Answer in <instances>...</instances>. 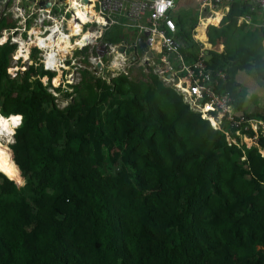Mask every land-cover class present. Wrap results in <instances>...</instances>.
Segmentation results:
<instances>
[{
  "label": "trees",
  "instance_id": "obj_1",
  "mask_svg": "<svg viewBox=\"0 0 264 264\" xmlns=\"http://www.w3.org/2000/svg\"><path fill=\"white\" fill-rule=\"evenodd\" d=\"M236 3L209 32L239 31L226 50L233 63L210 50L208 66L226 72L219 92L251 117L235 76L264 80V60L258 31L237 25L249 7ZM177 23L192 63L197 21ZM6 27L2 16L0 33ZM16 48L0 45V138L14 132L18 154L0 152V264H264V138L248 146L251 131L226 118L216 129L148 66L110 80L83 71L60 107L41 80L54 73L41 65L11 77ZM76 53L90 64L88 48Z\"/></svg>",
  "mask_w": 264,
  "mask_h": 264
},
{
  "label": "built area",
  "instance_id": "obj_2",
  "mask_svg": "<svg viewBox=\"0 0 264 264\" xmlns=\"http://www.w3.org/2000/svg\"><path fill=\"white\" fill-rule=\"evenodd\" d=\"M74 1H77V3L80 2L83 5H92L97 15L103 18V21L99 22L97 19L83 21L81 19L77 20L76 18L74 21L76 24L82 25V29L77 35H73L69 25L66 24L67 18L64 17V15H55L46 8H34L32 11L24 12V10L22 11L21 7L16 4L11 8V11L14 13L16 12L18 15H15V17L19 16L22 20H20L15 27L3 28L0 36L4 33H9L10 36L13 37V34L17 32L18 36L21 35L24 40V35L29 34L30 43L29 47L27 49L25 48V51H28L30 55L31 48H37V62L40 61L44 64L45 70L54 72V76L51 78V81H54L57 76H62L66 71L70 70L72 66H75L76 61L80 60L84 62L85 58L83 54L75 57L72 64L71 61H69L70 59H68L71 52H76L78 48H80L79 50H83L88 44H77L75 42V37L78 36L80 38L85 31H91L96 38H92L89 45H93L96 41L95 44L97 47L96 54L91 56L92 62L103 63L104 57H106L109 66L112 63H116V60H123V62H125L129 57H127L125 53L118 51L122 44L119 46L117 43L105 40L99 41V38H102L103 34L102 26L109 28V26L112 25V16L118 13L124 14L133 23L141 24L145 22L148 25L141 24V31L149 32L147 39L150 40V51L153 52L154 48L152 49L151 46L153 47L156 45L155 47L160 49L161 54L158 57H154V54H152L151 57L141 58L144 62L143 64L140 63L142 62L141 59L134 60L131 57V61L128 62L129 65L126 66L127 68L131 66H148L152 67L154 73L160 75L163 81L167 77H171L169 81L165 80V83L173 86L181 93L191 108L200 112L203 118L209 119L216 129L221 127L223 118H226L231 126L239 129L243 127L251 131L249 134H242L244 142L248 146L257 145L260 139L264 138V117H248L244 112L240 113L232 104L233 98L230 92H219V88L226 80L227 74L223 70L212 71L209 68L206 49L202 47L197 60L192 63H186L180 53L182 42L178 37L177 23L172 17V12L175 10L176 6L183 2L190 7H199L203 9L204 7H214L220 3L221 0H72V3L67 6H70V18L74 15ZM244 2L264 10V0H244ZM34 3L38 6L39 1L35 0ZM29 19L32 20L30 24L27 22ZM94 22L97 23V27L94 25ZM55 27L57 31L52 41L55 42L60 35H65L69 44L68 51H64V48L56 49L52 56L47 53V50L49 51L47 47H43L37 42H31V39H36L38 37L42 39L47 38L51 30L53 28L55 29ZM6 43L8 42L0 41V45ZM62 43L63 46H65L66 41L64 40ZM100 47H104L105 50H101ZM115 52H117V56L115 55L112 58L111 56ZM16 54L17 50L12 54L11 58L13 62L8 67V72L10 69L11 72H9V74L13 75V77V72L16 73V68H18L21 59V57L17 58ZM40 54L41 56H39ZM172 56H175V61ZM116 57L118 59H116ZM54 64H58V66L56 67ZM41 66L43 67V65ZM73 71L74 69H71V73ZM16 75L18 74H15V76ZM45 76L49 79L47 75ZM163 76H166V78ZM60 81L61 79L59 82ZM237 133L239 134L240 130H238ZM248 140L253 143L249 144L247 142Z\"/></svg>",
  "mask_w": 264,
  "mask_h": 264
},
{
  "label": "crops",
  "instance_id": "obj_3",
  "mask_svg": "<svg viewBox=\"0 0 264 264\" xmlns=\"http://www.w3.org/2000/svg\"><path fill=\"white\" fill-rule=\"evenodd\" d=\"M71 1L72 0H48V2H50V5L40 4L39 2L38 6H36L37 4L34 3L35 0H0V17L2 16L5 17L8 8L9 7L12 8L16 4H18L19 7H21L22 11L24 10V12L32 11V9L34 8H46L49 11L53 12L55 15H60V14L64 15V17L67 18L66 24L69 25L71 33L74 34L76 32L77 33L80 32V29L74 30L71 27L72 25V21L70 18L71 13L69 12L70 6L67 7L68 5H70V3H72ZM92 1H96V0H92ZM127 1H131V0H127ZM236 2L237 3L240 2L241 5V8L239 9L235 8L236 11H242L243 4H246L249 7L248 10L249 12L245 14L242 13L238 14L239 19L237 21V25L242 26L245 24L246 26H248L246 29L251 28L252 31L255 30L258 31L259 52L262 54L264 60V10L258 7H253L251 4L244 2V0H221L220 3H218L214 7H204L203 9H200L199 7H190L184 4L183 2H181L180 4H178V6H176L175 10L172 12V17L176 23H177V18H179L180 16L195 18V20L197 21V25L192 30V37L200 45L198 56L200 54L202 47L206 49L207 63L211 61L210 58L211 55L209 54L210 50L221 54L223 57H226L227 59L230 60L231 63H233L234 57H227L226 50L228 48L230 49L235 47L237 44L236 42L242 38L239 31L237 29L230 30L228 31L227 39L224 36H218L213 40H210L209 32L211 26L215 28H219L222 25L223 19L230 12L232 5ZM90 6L92 11H94V18L98 19L99 22L103 21V18L97 15V12L95 9H93V6L92 5ZM217 14L220 15V19L217 21H212L213 20L212 19L211 21L208 22L205 31L200 32V28L202 27L205 20H207L209 17H215V15L218 16ZM15 15L18 14L16 12L14 13L13 11H11L10 15H7L6 28L14 26L13 23H15V26H17L18 22L22 20L21 17L19 16L15 17ZM27 22L30 24L32 20L29 19ZM141 24L148 25L145 22ZM141 24L131 22L124 14H120V13L114 14L112 16V25H110L109 28L102 26L103 34H102V38L101 37L99 38V41L105 40L108 42L122 44V45H126L127 47H130L132 44L137 42V39L140 36H144L145 39H147V35L145 36V31L144 32L141 31V26H142ZM95 26L97 27V24H95ZM177 27H178V31H177L178 37L181 41V39L183 40V37L181 33L182 31L178 23H177ZM155 46L156 45H154L153 47L151 46L152 49L154 48L153 52L151 53L154 54L153 55L154 57H158L160 56L161 51L160 49H157ZM34 49L35 48H32L30 52V58L32 60V63H34L32 57ZM138 53L140 55V51ZM180 53L181 56L183 57L184 53L182 52V49ZM94 54H96V52ZM172 57H174V61H175V56ZM138 59H141V57H139ZM235 78L236 81L239 83V87H240L239 98L240 101L242 102L244 111L253 113L257 117H264V80L262 79L260 80L256 75L248 72L246 69H239L236 73Z\"/></svg>",
  "mask_w": 264,
  "mask_h": 264
},
{
  "label": "rangeland",
  "instance_id": "obj_4",
  "mask_svg": "<svg viewBox=\"0 0 264 264\" xmlns=\"http://www.w3.org/2000/svg\"><path fill=\"white\" fill-rule=\"evenodd\" d=\"M10 9H11V7H9L8 10L6 11L5 18H7V15H10L11 14ZM219 19H220V15L213 17V20L212 21H217ZM95 24H97V23L94 22V25ZM11 25H12V23H11ZM13 25L15 26V23H13ZM14 36H18L17 32H15L13 34V37ZM5 39H6V41H8V40L11 41V36L9 37L8 35H6L5 36ZM78 39L79 38H76L75 40H78ZM91 40H89V42ZM102 41H104V40H102ZM24 42H25L24 43L25 45H22V46L20 45L19 42H11V43L8 42L9 45L13 43V45H16L17 46V48H16V50H17V54H16L17 55V58L21 57L20 63L18 65V68H16V73L13 72L14 76H15V74H19V73H22L23 74V73L27 72L29 70L30 66L33 65V63H32V65L29 64L31 62V60L28 57V54H26V52H25V48L27 49L29 47V43H30V41H29V34L24 35ZM89 42H88L87 46H85L83 49L88 48L89 56L87 57V59H88V61H89L90 64H88L86 62H83V61H80V60L76 61L75 66H72L71 67V69H74V71L72 73H71V69L68 70V71H66V73L63 74L60 77V79H61L60 82H59V78H57L58 79L57 82H59V84H55V80L54 81L52 80L50 82V80L46 76H43L41 78V80L43 81V83L47 86V89L49 91H51L56 96V102H57V104L60 107L67 106L73 100V98L76 97L75 88L72 85H77V84H80L81 83V81L83 79V71H91L93 74L101 75V76H103L104 78H106L108 80H110L112 77H116V76L120 75L121 72H124L126 74L129 72V70H128V68L126 66L129 65L128 62L131 61L132 55H127V57H129V58L125 62H123V60L122 61L116 60V63H112L109 66H108V63L105 62V61H103V63H101V62H97V63L94 62L93 63L92 60H91V56L93 55L92 50H96V48H97L96 47V44H95L96 41L93 43V45H89ZM47 43H48L47 44L48 45V49H51V48L61 49L63 47L62 45H60V47H54L53 45H49V42H47ZM118 45L120 46V44H118ZM78 49H80V48H78ZM24 53H25V55H24ZM79 55L80 54H77L76 55L75 54V51L71 52L70 56L68 57V59H70L69 61H71V64L74 61V58L77 57V56H79ZM115 55L117 56V52L113 53L111 57L113 58ZM39 56H41V54ZM84 58H86V55H84ZM116 59H118V58L116 57ZM142 59H141V61H142ZM12 62H13V59L11 58L10 65L12 64ZM98 63H100V64H98ZM140 63L143 64L144 62L142 61ZM40 64L43 65V68L45 69L44 64H42L40 61L39 62H34V65L33 66H39ZM113 64H114V66H113ZM136 70L133 73V74H135L133 76L140 78L141 75ZM48 71H50V70H48ZM145 71H146V73L149 72V70L147 68H145ZM9 72H11L10 69H9ZM153 72H154V70H153ZM52 73H54V72L52 71ZM158 76L160 77V75H158ZM11 77H13V75H11ZM163 77L166 78V76H163ZM170 78L167 77L166 79H164V81L165 80H168L169 81ZM69 82L70 83H73V84H70ZM66 92L72 93L73 95L71 97L66 98L65 97V93ZM17 126H15V127H17ZM15 127H13V128H15ZM0 142H1L0 143V152H2L4 154V153H6V149L7 148H10V145L14 142L13 135H11V137L9 138V141L8 142H4V139H2V138H0ZM247 142L249 144H252L253 143L250 140H248ZM4 144H6V146H4ZM257 145H259V143H257ZM260 149H261L260 151L264 154V149H262V148H260ZM11 160H12V158H11ZM12 162H13V160H12Z\"/></svg>",
  "mask_w": 264,
  "mask_h": 264
},
{
  "label": "bare ground",
  "instance_id": "obj_5",
  "mask_svg": "<svg viewBox=\"0 0 264 264\" xmlns=\"http://www.w3.org/2000/svg\"><path fill=\"white\" fill-rule=\"evenodd\" d=\"M75 3H74V10H73V12H74V15H73V17L71 18V21H72V25H71V27H72V29H74V30H77V29H80V31H81V25L80 24H76V22L74 21V19H76L77 18V20L78 19H81V20H83V21H89V19H92V20H94L95 18H94V11H92V9H91V6H89V5H83L82 3H80V2H78L77 3V1H74ZM89 11H91V12H89ZM89 12V13H88ZM218 15V14H217ZM216 16V15H215ZM213 19V17H209L207 20H205V22L203 23V25H202V27L200 28V32L202 31H205V28L207 27V24H208V22L209 21H211ZM98 20V19H97ZM54 29V28H53ZM51 30V33L49 34V36L47 37V38H41V37H39V38H36V39H34V38H32L31 39V42H37L38 44H40V45H42L43 47H47L48 48V43L47 42H49V45H53L54 47H55V43H56V47H60V45H62L63 46V43H62V41H66V44H65V46H63L62 48H64L63 50L64 51H68V44H69V41L65 38V35H60V37L55 41V42H53L52 41V38L53 37H55V34H56V31H57V28L55 27V29L54 30ZM86 32V31H85ZM79 33V32H78ZM77 32L76 33H74L75 35H77L78 34ZM73 34V35H74ZM6 35H8L9 37H10V34L9 33H4L3 34V37H2V39L0 40L1 42H6V39H5V36ZM82 37H75V39L76 38H79L78 40H75V42L77 43V44H79V45H84V44H87L88 42H89V40H91L92 38H95V36L92 34V32L91 31H87L86 33H84L83 35H81ZM11 42H19L20 43V45L22 46V45H25L24 43V40H23V38H22V36L21 35H19V36H14V37H11ZM51 43V44H50ZM61 48V49H62ZM21 50V49H20ZM55 50L56 49H54V48H51V49H49V51L47 50V53L48 54H51L52 56H53V54H54V52H55ZM26 52V54H28V57L30 58V55H29V53H28V51H25ZM24 55H25V53H24ZM21 56V55H20ZM54 66H58V64H54ZM60 77L61 76H59L58 78H59V80H60Z\"/></svg>",
  "mask_w": 264,
  "mask_h": 264
},
{
  "label": "water",
  "instance_id": "obj_6",
  "mask_svg": "<svg viewBox=\"0 0 264 264\" xmlns=\"http://www.w3.org/2000/svg\"><path fill=\"white\" fill-rule=\"evenodd\" d=\"M40 4H44V5H50V2H48V0H39ZM149 32H145V36L148 35ZM150 40L149 39H145L144 36H140L137 39V42L132 44L130 47H127L126 45H121L119 48V51L122 53H126L127 55H132V58L134 60H137L139 57L143 58V57H151L152 53L150 51ZM101 50H105L104 47H100ZM140 51V55L139 52ZM22 121V116H21V120L20 123ZM13 139H14V132H13ZM13 150V149H11ZM14 151V150H13ZM15 152V151H14ZM16 153V152H15ZM17 154V153H16ZM18 155V154H17ZM1 170V169H0ZM2 171V170H1ZM4 172V171H3ZM5 173V172H4ZM7 174V173H5ZM8 175V174H7ZM9 176V175H8ZM11 178V177H10ZM12 179V178H11ZM20 188V187H19Z\"/></svg>",
  "mask_w": 264,
  "mask_h": 264
},
{
  "label": "snow or ice",
  "instance_id": "obj_7",
  "mask_svg": "<svg viewBox=\"0 0 264 264\" xmlns=\"http://www.w3.org/2000/svg\"><path fill=\"white\" fill-rule=\"evenodd\" d=\"M17 120L19 119V118H16Z\"/></svg>",
  "mask_w": 264,
  "mask_h": 264
}]
</instances>
